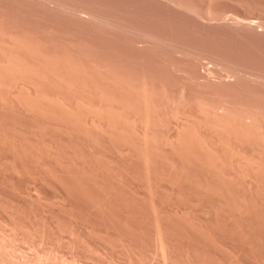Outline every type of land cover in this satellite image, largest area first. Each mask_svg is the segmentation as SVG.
<instances>
[{
    "label": "rangeland",
    "instance_id": "1",
    "mask_svg": "<svg viewBox=\"0 0 264 264\" xmlns=\"http://www.w3.org/2000/svg\"><path fill=\"white\" fill-rule=\"evenodd\" d=\"M0 264H264V0H0Z\"/></svg>",
    "mask_w": 264,
    "mask_h": 264
},
{
    "label": "bare ground",
    "instance_id": "2",
    "mask_svg": "<svg viewBox=\"0 0 264 264\" xmlns=\"http://www.w3.org/2000/svg\"><path fill=\"white\" fill-rule=\"evenodd\" d=\"M207 65H208V64H207ZM208 66H209V65H208ZM236 72H237V71H236ZM240 73H241V72H240ZM252 77H253V76H252ZM182 91H183V90H182ZM183 92H184V91H183ZM183 92H182V93H183ZM180 95H181V96H180ZM184 95H185V94H184ZM184 95H183V96H184ZM179 96L181 97V98H180V102H182L181 99H182L183 96H182L181 92H180ZM178 98H179V97H178ZM185 98H186V97H185ZM178 100H179V99H178ZM183 100H184V99H183ZM185 100H186V99H185ZM185 100H184V101H185ZM175 101H176V98H175Z\"/></svg>",
    "mask_w": 264,
    "mask_h": 264
}]
</instances>
